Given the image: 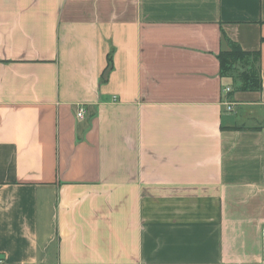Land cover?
<instances>
[{"label": "crops", "instance_id": "obj_1", "mask_svg": "<svg viewBox=\"0 0 264 264\" xmlns=\"http://www.w3.org/2000/svg\"><path fill=\"white\" fill-rule=\"evenodd\" d=\"M0 262L264 264V0H0Z\"/></svg>", "mask_w": 264, "mask_h": 264}, {"label": "trees", "instance_id": "obj_2", "mask_svg": "<svg viewBox=\"0 0 264 264\" xmlns=\"http://www.w3.org/2000/svg\"><path fill=\"white\" fill-rule=\"evenodd\" d=\"M217 55L220 75L232 81L233 92H259L261 90L259 53L245 52L225 36ZM231 94L227 95L230 100Z\"/></svg>", "mask_w": 264, "mask_h": 264}, {"label": "built area", "instance_id": "obj_3", "mask_svg": "<svg viewBox=\"0 0 264 264\" xmlns=\"http://www.w3.org/2000/svg\"><path fill=\"white\" fill-rule=\"evenodd\" d=\"M229 92H230V89L228 87L227 88H224L223 93L225 95H227ZM225 107H226V111H228V112H231L233 110V104L232 103L225 102ZM76 116H77V118H81L83 116V110L82 109H79L77 111Z\"/></svg>", "mask_w": 264, "mask_h": 264}]
</instances>
